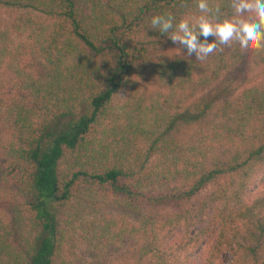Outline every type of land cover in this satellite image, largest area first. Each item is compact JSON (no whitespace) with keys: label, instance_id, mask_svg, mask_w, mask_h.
<instances>
[{"label":"trees","instance_id":"1","mask_svg":"<svg viewBox=\"0 0 264 264\" xmlns=\"http://www.w3.org/2000/svg\"><path fill=\"white\" fill-rule=\"evenodd\" d=\"M0 6V264H264V47L166 53L197 0Z\"/></svg>","mask_w":264,"mask_h":264},{"label":"clouds","instance_id":"2","mask_svg":"<svg viewBox=\"0 0 264 264\" xmlns=\"http://www.w3.org/2000/svg\"><path fill=\"white\" fill-rule=\"evenodd\" d=\"M197 7L201 15L191 20L181 18L178 23H174L175 17L171 15H154L150 28L166 34L173 43L186 49L187 56L194 55L198 61L233 43L242 51L264 47V0H231L233 14L215 22L211 16H219L218 6L213 10L208 0H197ZM209 37L214 39L209 42Z\"/></svg>","mask_w":264,"mask_h":264},{"label":"rangeland","instance_id":"3","mask_svg":"<svg viewBox=\"0 0 264 264\" xmlns=\"http://www.w3.org/2000/svg\"><path fill=\"white\" fill-rule=\"evenodd\" d=\"M15 15V12L11 9L5 8L0 6V24L5 21L6 19H9L10 17H13ZM181 49V51L179 49ZM166 53L169 54H186V49H184L181 45L176 44L171 42V44L165 49ZM257 75L255 72H250L247 74V82H251L252 80H254V78H256ZM262 176H264V170L261 173ZM259 175L257 177V179H255L251 185L248 188V192H257L259 191L263 185H260L258 183L259 181V177L261 176ZM115 212L116 209H107V211L105 212ZM86 214V213H85ZM89 216H92V214H90ZM89 218V217H88ZM81 222H74L72 223V225L69 227V232H70V238L72 239L71 242H69L67 244V246L64 249V255L67 256V259L71 260V259H79L83 257V252H80L82 250L83 244L78 243V238H79V232L80 229L82 227ZM204 244L202 243L199 248L196 250V252L193 254L192 259L190 264H202L203 262V250H204ZM223 262L224 264H228L230 261V254L229 253H224L223 254Z\"/></svg>","mask_w":264,"mask_h":264}]
</instances>
